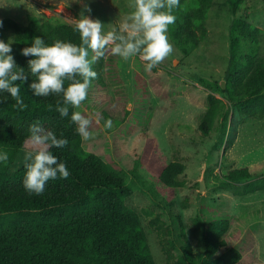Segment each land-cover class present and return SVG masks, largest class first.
Masks as SVG:
<instances>
[{"label":"rangeland","instance_id":"1","mask_svg":"<svg viewBox=\"0 0 264 264\" xmlns=\"http://www.w3.org/2000/svg\"><path fill=\"white\" fill-rule=\"evenodd\" d=\"M86 3L103 32L126 35L121 28L133 11L131 0H0V19L11 16L26 22L27 14L45 21L55 17L78 19ZM173 52L151 72L139 56L124 60L106 51L93 64L98 76L91 81L87 99L75 111L91 119L93 138L87 149L100 154L123 171L133 186L127 203L141 214L150 248L159 264L177 258L190 241L200 256L228 264H264V189L248 193V183L264 180V118L242 122L230 100L214 120L209 134L200 128L198 115L206 111L210 81L225 82L230 65V29L235 19L262 31L264 51V0H214L205 20L206 34L184 53L171 36ZM112 45H109V49ZM89 50V58H91ZM221 97L220 94H217ZM111 119L112 126L105 127ZM224 136V137H223ZM229 143V144H227ZM31 142L19 151L25 162ZM51 151V149H50ZM171 162L183 163L179 185L168 186L161 172ZM248 167L252 177L227 182L234 168ZM214 216L228 219L214 254L206 249L207 229ZM187 239V240H186Z\"/></svg>","mask_w":264,"mask_h":264},{"label":"trees","instance_id":"2","mask_svg":"<svg viewBox=\"0 0 264 264\" xmlns=\"http://www.w3.org/2000/svg\"><path fill=\"white\" fill-rule=\"evenodd\" d=\"M213 1L180 0L175 10L189 17L190 25L182 16L172 27L171 36L184 53L191 52L199 42L198 33L190 30L193 22L200 36L206 34L205 20ZM239 2L231 0L233 8L237 9ZM26 18V22L11 16L2 18L0 28V39L12 41L16 70L22 68L28 77L26 82H16L26 109L14 107L11 95L0 92V100L6 98L0 103V153L8 154L7 162H0V264H159L152 254L141 214L127 203L133 186L123 171L86 148L71 121L74 107L68 106L67 117L56 110L57 101L63 106L62 93L38 97L29 87L38 82L28 67L34 57H25L22 49L31 46L34 37H41L49 45L56 39L79 45L80 34L74 30L73 22L59 17L41 21L29 13ZM261 33L259 27L242 19L233 21L226 87L210 81L207 109L198 115L204 133L212 130L215 118L223 111L224 99L235 104L242 122L251 117L264 118ZM64 83L67 87L70 82ZM36 121L58 139L68 140L66 147L50 149L60 162L66 163L70 175L67 179L49 180L42 195H29L23 186L25 162L18 165L16 160L30 136L29 126ZM183 170V163L171 162L161 172V180L168 186H177ZM251 177L248 167L231 169L225 175L229 183ZM248 184V193L264 189V180L260 185ZM228 219H210L206 237L210 254L217 251ZM166 264L228 263L196 254L187 241L182 253Z\"/></svg>","mask_w":264,"mask_h":264},{"label":"clouds","instance_id":"3","mask_svg":"<svg viewBox=\"0 0 264 264\" xmlns=\"http://www.w3.org/2000/svg\"><path fill=\"white\" fill-rule=\"evenodd\" d=\"M133 8L121 31L126 35H117L112 31L103 32V25L85 12L92 9L84 3L78 19H73L74 30L80 34V44L56 39L52 44H46L41 37H34L31 46L22 49L25 57H34L28 61V67L38 82L29 85L34 95L47 97L52 94H63V106L57 101L56 110L62 117L69 114V105L78 108L87 99L91 81L98 74L93 71V64L104 57L106 51L127 60L139 56L146 62L145 71L151 72L173 52V45L169 42L168 26L173 24L176 16L173 11L180 7V0H131ZM3 20L0 19V28ZM12 41L0 39V92H7L15 100L14 107L24 110L27 105L20 95V84L17 81H27L24 70L18 68L11 54ZM109 45L112 47L109 49ZM91 50V58H89ZM79 77V79H77ZM65 80L69 81L65 87ZM6 100V98H5ZM0 100V103L5 102ZM71 121L77 133L84 141L93 138L89 131L92 121L78 111L71 114ZM112 126L111 119L106 121L105 127ZM30 136L26 143L31 142L32 150L25 156L26 173L23 186L29 195H42L49 180L58 177L67 179L70 175L66 163L60 162L52 154L50 148H63L68 145L66 138H57L54 132L45 129L39 121L32 123L28 129ZM8 154L0 153V162H7Z\"/></svg>","mask_w":264,"mask_h":264},{"label":"water","instance_id":"4","mask_svg":"<svg viewBox=\"0 0 264 264\" xmlns=\"http://www.w3.org/2000/svg\"><path fill=\"white\" fill-rule=\"evenodd\" d=\"M221 85H222V87H225V82H224V83L222 82V84H221Z\"/></svg>","mask_w":264,"mask_h":264}]
</instances>
